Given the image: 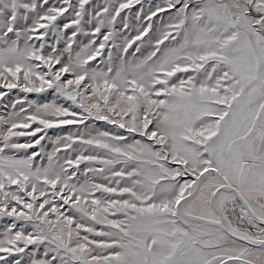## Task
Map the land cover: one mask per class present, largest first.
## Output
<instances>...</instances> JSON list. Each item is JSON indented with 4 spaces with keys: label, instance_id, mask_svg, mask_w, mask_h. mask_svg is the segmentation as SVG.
<instances>
[{
    "label": "snow or ice",
    "instance_id": "1",
    "mask_svg": "<svg viewBox=\"0 0 264 264\" xmlns=\"http://www.w3.org/2000/svg\"><path fill=\"white\" fill-rule=\"evenodd\" d=\"M0 264H264V0H0Z\"/></svg>",
    "mask_w": 264,
    "mask_h": 264
}]
</instances>
